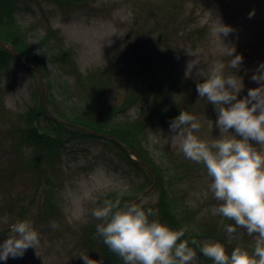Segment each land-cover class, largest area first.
<instances>
[{
  "label": "rangeland",
  "instance_id": "1",
  "mask_svg": "<svg viewBox=\"0 0 264 264\" xmlns=\"http://www.w3.org/2000/svg\"><path fill=\"white\" fill-rule=\"evenodd\" d=\"M53 1L15 2L13 14L16 23L21 27L28 46L45 63L46 76L41 72V76H37L32 64L16 56L9 59L8 68L0 72V172L11 171L8 184L1 186L4 191L0 190V207L6 202H14L17 196L24 193L30 196V192L38 194L42 191L38 183H33V178L29 179L33 173L27 175L19 164L17 166V153L11 147V142L14 141L10 120L26 113L34 104L33 95L37 96V88L48 112V94L59 107L83 112L85 105L91 100L88 98L90 89L98 82L79 83L77 77L106 66L112 69L106 95L109 102L118 104L119 107L128 99L126 96L131 90L149 87L145 91L148 95L144 96L142 102L122 107L115 113L114 120L123 122L142 118L141 109L146 106L147 100H155L156 95L166 93L165 89L168 91V87L176 86L178 81H182L185 86L172 89L169 96L172 100L180 99V109H190L196 116L201 128L194 134L211 141L220 136L215 123L217 112L213 104L199 98L196 85L203 82L214 63L232 59L225 55V50L212 33L218 20L233 29L226 38L221 34L224 44L235 47L233 56H243L242 65L235 70L244 84L238 99L244 98L249 89L260 86L251 76L264 62V0H169L175 4L172 10L180 12L169 22L170 27L166 28L164 24L159 26L160 33L154 31L156 19L146 16L145 7L167 0H86L81 4H56ZM250 13L254 14L250 16ZM52 34L54 42H50ZM160 36L169 45L165 48L168 51H162L160 47L162 45L164 48L165 44L160 43L157 59L154 55L152 60L144 61L147 70L143 72L141 62L137 58L132 61L129 56H133L144 43L143 39L153 45ZM51 47L67 52L72 61L69 64L72 69L53 64L56 53ZM149 50L147 48L146 52ZM172 51H175L174 58L170 56ZM122 52L129 53V56ZM195 60L197 64L192 69V74L186 76L187 63ZM225 71L234 72L231 68H226ZM141 73L144 75H140ZM103 79L105 80V76ZM103 87L105 88V84ZM144 123L141 144L148 152L152 165L160 170V177H157L148 164L129 153L131 159L137 160L151 174L149 185L142 191L139 189L134 192L132 187H140L138 183L143 178L138 167L131 169L125 156L122 161L115 154L105 151V146L112 144L105 141L104 136L98 134V139L78 137L73 141L76 144L73 143L61 152L58 166L48 173L50 184L55 187L58 213L53 217L43 216V220L33 218L36 212L30 213L34 227L41 235L39 246L37 249L30 247L22 257L10 256L7 261L0 260V264H84L80 258L82 254L95 260L86 249L83 232L86 227L91 228L101 222L92 216V212L97 208L96 201L103 193H137L129 204L137 203L147 209L156 207L160 198L164 197L162 192L166 190L170 210L178 213L180 218L190 216L193 226H204L206 221L214 224L218 222L217 225L224 229L222 236L227 242L233 240L230 244H235L234 240H244L251 246L253 237L245 229L237 228L230 239L225 225L234 222L213 215L214 207L220 202L214 199L209 190L211 178L203 164L185 158L179 148V139L173 146L170 123ZM230 132L234 134V129ZM20 152L30 155L31 147H23ZM153 210L155 211L154 208ZM158 210L156 208L157 215L151 219H159L170 227L169 221L163 218L164 213ZM164 210L167 208L164 207ZM50 221H55L59 227L51 228ZM15 222L17 221L13 219L3 221L0 218V233L4 231L2 228L7 229ZM9 233L10 230L0 234V244L8 238ZM205 241L217 240L204 237L201 242ZM226 251L230 254L229 250ZM199 261L197 256L192 264H201Z\"/></svg>",
  "mask_w": 264,
  "mask_h": 264
},
{
  "label": "clouds",
  "instance_id": "2",
  "mask_svg": "<svg viewBox=\"0 0 264 264\" xmlns=\"http://www.w3.org/2000/svg\"><path fill=\"white\" fill-rule=\"evenodd\" d=\"M232 31L220 20L213 27V35L232 59L214 63L203 82L196 85L199 98L215 106L220 136L211 141L199 138L194 133L199 132L201 124L186 111L170 122V130L173 146L179 139L185 158L204 165L212 181L209 190L220 202L213 215L234 222L225 225L228 237L231 239L237 228H243L253 237V244L237 245L229 254L219 241L201 244L196 238L182 239L187 228L174 230L159 219H151L157 215L152 208L145 209L137 203L122 205L118 197L105 200L92 216L101 221L96 225V235L123 264H192L197 251L190 245H195L213 264H264V62L251 76L260 86L238 99L244 84L235 70L242 65L243 56H233L235 47L224 44L221 38V34L226 38ZM196 64V60L187 63L186 76L192 74ZM226 68L234 72L226 73ZM50 227L57 229L59 225L50 221ZM40 240L31 219L19 220L10 226L8 238L0 244V260L22 257L30 247L37 249ZM80 258L84 264H100L88 255Z\"/></svg>",
  "mask_w": 264,
  "mask_h": 264
},
{
  "label": "trees",
  "instance_id": "3",
  "mask_svg": "<svg viewBox=\"0 0 264 264\" xmlns=\"http://www.w3.org/2000/svg\"><path fill=\"white\" fill-rule=\"evenodd\" d=\"M33 1V0H32ZM86 0H54L56 4H66V2H77L78 4L83 3ZM16 0H0V42L8 45V47H3L0 45V72L6 70L9 65V59H13L15 55L11 52L12 48L17 53L18 57L24 60H28L35 65L33 69L37 76L42 75L46 76V67L43 60L38 57L36 53L28 46L27 39L23 35V31L18 23H16L14 17ZM81 2V3H80ZM70 4V3H69ZM173 1H165L161 4H152L145 7V14L147 17H154L156 19V25L153 27L155 32H161L159 26L164 24L166 28L170 27V21L177 17L180 10H172L174 8ZM52 38L54 35L52 34ZM169 39V38H168ZM54 38L50 39V42H54ZM144 43L137 48L133 56H129L127 53L122 52V54H127L132 61H135L134 58H137L138 62H141L140 67L143 72L147 70V65H144V61L152 60L154 55L157 59V52H160L159 45H162L160 49L167 52L165 49L168 44L164 42L163 36H160L158 41L152 45L151 42L147 40H142ZM52 44V43H51ZM55 44V43H54ZM151 44V46H148ZM53 45V44H52ZM55 46V45H53ZM171 46V45H170ZM150 48L148 52L147 48ZM146 49V50H145ZM174 50V47H172ZM51 50H54L56 53L55 58L53 59V64L60 65V67L66 66V68L72 69L69 65L72 61L68 57L67 52H62L61 49H56L51 47ZM145 50V52H144ZM58 52V53H57ZM175 51L170 52V56L174 58ZM137 55H141L138 56ZM166 56V55H165ZM164 56V57H165ZM140 57L142 59H140ZM160 58L162 56H159ZM146 58V59H145ZM140 59V60H139ZM148 59V60H147ZM111 68L105 66L103 69L91 71L90 74H87L83 77L78 76L77 79L79 83L81 81L91 84H97L92 86L90 89L89 103L86 104V109L83 112L80 111H69L59 107L55 101L50 99V94H48L47 104L48 108L42 102L39 95L40 90L37 92V96L33 95L34 104L27 110L26 113L16 116L14 120H10L11 131H13V141L11 142V147L17 153L16 164L23 168L24 172L33 173L29 179H32L34 184H37L42 188L41 193L30 192V196L27 193H24L14 200V202H6L2 207H0V218L3 221L7 219H13L14 221H19L23 219H35L38 218L43 220L45 217H53L58 213V203L54 196L53 184H50L51 180L48 178V173L54 170L58 166V161L61 157V152H64L65 148L71 146L74 140L78 137H87L90 139H98V134L104 136V139L107 142H110L112 145H106L105 151L113 153L116 157H120V160L123 161V156L127 158V164L132 169H138L141 179V183H138V186L132 187V191L136 190L142 191L145 186L149 185L150 181V172L141 166V164L134 159H131L129 151H132L138 158L139 161H142L150 166V168L156 173L157 177H160V170H157L152 163L149 157V154L144 150L143 145L141 144L142 135L141 131L142 126H145L144 122L152 125L153 123H170L175 117H177L181 111H186L192 114L190 109L181 108L180 99H171L169 92L173 89H176L177 86H185L184 82L178 81L176 86L168 87V91L159 95H156L155 100H147L146 106L141 109L143 111L142 118H137L135 120H125L123 122L115 121L116 112L122 107H128L132 104L142 102L144 96L148 95V92H145L149 87L141 88L139 90H131L122 104L119 107L118 104L109 102L106 95L108 85L110 83V74ZM41 72V73H40ZM140 75H144L141 73ZM105 76V80L103 77ZM109 76V78H108ZM100 79V80H98ZM98 80V81H97ZM105 84V88L103 85ZM151 89V88H150ZM95 90V91H94ZM141 91V93H140ZM163 91V88H162ZM88 90H85L87 93ZM1 95V93H0ZM87 99V98H86ZM116 113V114H115ZM43 116L44 118H42ZM23 147H31V154L25 155L20 152V149ZM122 154V157H121ZM16 166V165H15ZM10 173L0 172V190L4 191V186L8 184V179L10 178ZM39 179V181H38ZM136 188V189H135ZM131 191V192H132ZM124 192L123 194L118 193H103L101 194L97 201L96 206L100 207L103 205L105 200H115L118 197L121 199L122 205L129 203L137 193ZM167 194L166 190L162 192V195L165 197ZM160 198L159 204L156 207H153L156 211V208L164 213L163 218L168 220L170 223V228L178 230L182 227L187 228L188 231L186 236L182 239L196 238L198 242H201L204 237H211L217 241L225 244L226 250L231 251L238 245L241 247H250L247 241H235V244H230V241L227 242L222 236L223 228L218 226L217 223L213 222H204L203 225L193 226L191 223L190 216H183L180 218L178 213L172 212L170 210V202L166 198ZM14 203V204H13ZM162 207V208H161ZM167 208V210H164ZM152 208V209H153ZM169 208V209H168ZM36 212V214H35ZM30 213L35 214L33 218H30ZM0 234H5L10 230V227L3 229ZM83 239L85 240V246L91 257H94L95 260L99 261L100 264H123V260L117 256L115 253L111 252L108 247L103 243L101 237L96 235V225L91 226V228L86 227L83 232ZM235 245V246H233ZM197 251V256L199 258V263L201 264H213V261L199 252V249L195 245H190Z\"/></svg>",
  "mask_w": 264,
  "mask_h": 264
},
{
  "label": "water",
  "instance_id": "4",
  "mask_svg": "<svg viewBox=\"0 0 264 264\" xmlns=\"http://www.w3.org/2000/svg\"><path fill=\"white\" fill-rule=\"evenodd\" d=\"M0 45H2L3 47H8V45H6V44H4V43H2V42H0ZM10 49H11V52H12L16 57H18V55H17V53L15 52V50H13L12 48H10ZM24 61L31 63V62L28 61V60H24ZM31 64L35 67V65H34L33 63H31ZM128 151H129V153H130L132 156H134V158L137 159L136 155H135L132 151H130V150H128Z\"/></svg>",
  "mask_w": 264,
  "mask_h": 264
},
{
  "label": "bare ground",
  "instance_id": "5",
  "mask_svg": "<svg viewBox=\"0 0 264 264\" xmlns=\"http://www.w3.org/2000/svg\"><path fill=\"white\" fill-rule=\"evenodd\" d=\"M85 244V243H84Z\"/></svg>",
  "mask_w": 264,
  "mask_h": 264
}]
</instances>
